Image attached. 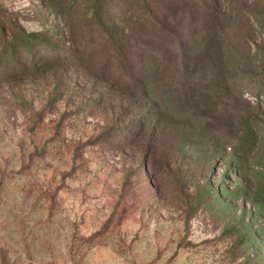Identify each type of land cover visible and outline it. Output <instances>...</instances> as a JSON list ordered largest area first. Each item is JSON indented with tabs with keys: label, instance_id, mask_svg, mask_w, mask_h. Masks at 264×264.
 <instances>
[{
	"label": "rangeland",
	"instance_id": "rangeland-1",
	"mask_svg": "<svg viewBox=\"0 0 264 264\" xmlns=\"http://www.w3.org/2000/svg\"><path fill=\"white\" fill-rule=\"evenodd\" d=\"M0 264H264V0H0Z\"/></svg>",
	"mask_w": 264,
	"mask_h": 264
}]
</instances>
